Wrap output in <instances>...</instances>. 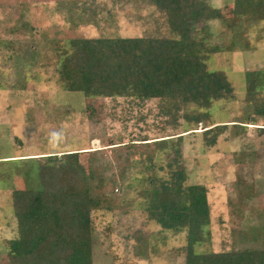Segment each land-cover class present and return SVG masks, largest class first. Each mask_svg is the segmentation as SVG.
<instances>
[{
    "label": "rangeland",
    "instance_id": "374dc122",
    "mask_svg": "<svg viewBox=\"0 0 264 264\" xmlns=\"http://www.w3.org/2000/svg\"><path fill=\"white\" fill-rule=\"evenodd\" d=\"M85 1H93L96 9L86 2L85 13L71 15L66 5ZM210 1L231 16L234 0ZM88 13H95L96 21ZM27 23L35 30L19 33L17 28ZM210 27L211 43L224 50L211 54L208 67L226 73L235 97L215 101L208 124L181 119L177 128L164 127L154 100L133 107L119 98L114 107L108 98L104 112L97 97L64 90L54 51L47 46L50 40L66 46L73 35H166L165 14L148 0H0V264H5L6 241L19 235L12 190L39 189L38 163L49 166L48 156L70 151L79 152L85 171L92 155L103 190L114 191L92 213L98 235L95 264H184L185 233L174 234L150 219L143 193L153 160L165 163L174 157L172 149L159 150L154 143L179 136L187 183L208 188L211 248L251 245L243 242V234L264 228V133L259 129L264 117L249 121L245 71H257L264 90V21L243 24L235 32L219 20ZM208 127L214 128L210 145L204 137ZM248 187L255 188L252 197L243 194Z\"/></svg>",
    "mask_w": 264,
    "mask_h": 264
},
{
    "label": "trees",
    "instance_id": "16d2710c",
    "mask_svg": "<svg viewBox=\"0 0 264 264\" xmlns=\"http://www.w3.org/2000/svg\"><path fill=\"white\" fill-rule=\"evenodd\" d=\"M148 1L165 14L166 35L155 31L138 37L73 35L66 46L60 40H50L47 46L55 54L58 81L66 91L100 99L98 106L104 112V100L108 98L114 107L120 105L119 98H126L133 107L154 100L164 127L177 128L181 119L194 125L208 124L214 102L235 97L226 73L208 67L211 54L224 50L211 43L210 23L219 20L234 32L243 24H260L264 21V0H234L231 16L227 17L210 0ZM86 2L96 9L93 1L66 6L71 15H76L86 12ZM87 16L96 21L95 13ZM34 30L29 23L17 28L23 35ZM245 74L247 116L254 122L264 117V90L259 88L257 71L246 70ZM212 129L204 132L209 145L215 143L208 136ZM259 129L264 133V128ZM154 145L159 150L172 149L174 157L165 163L153 160L148 166L153 173L143 192L145 209L163 229L185 233L184 264H264V228L243 234V242L250 246L219 252L211 248L208 188L187 183V170L181 164L182 137L161 139ZM89 162L85 171L78 151L48 156L47 163L54 169L38 163L39 189L12 190L19 235L6 241L5 264H95L98 235L92 213L114 191L110 195L103 190L105 181L92 155ZM247 189L243 194L252 197L255 188Z\"/></svg>",
    "mask_w": 264,
    "mask_h": 264
}]
</instances>
